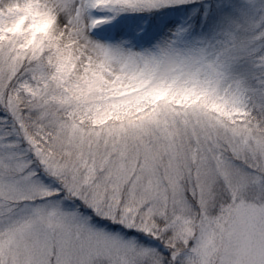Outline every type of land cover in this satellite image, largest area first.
Listing matches in <instances>:
<instances>
[{
    "label": "snow or ice",
    "instance_id": "6c2138e0",
    "mask_svg": "<svg viewBox=\"0 0 264 264\" xmlns=\"http://www.w3.org/2000/svg\"><path fill=\"white\" fill-rule=\"evenodd\" d=\"M0 264H264V0H0Z\"/></svg>",
    "mask_w": 264,
    "mask_h": 264
}]
</instances>
